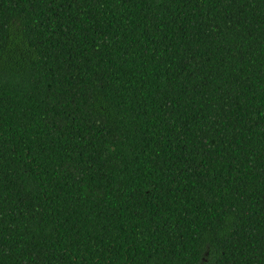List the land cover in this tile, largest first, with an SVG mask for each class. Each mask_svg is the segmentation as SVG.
Instances as JSON below:
<instances>
[{
    "label": "trees",
    "instance_id": "trees-1",
    "mask_svg": "<svg viewBox=\"0 0 264 264\" xmlns=\"http://www.w3.org/2000/svg\"><path fill=\"white\" fill-rule=\"evenodd\" d=\"M0 264H264V0H0Z\"/></svg>",
    "mask_w": 264,
    "mask_h": 264
}]
</instances>
